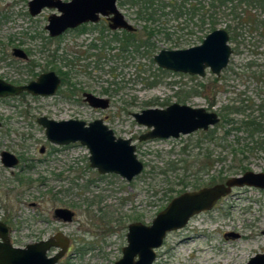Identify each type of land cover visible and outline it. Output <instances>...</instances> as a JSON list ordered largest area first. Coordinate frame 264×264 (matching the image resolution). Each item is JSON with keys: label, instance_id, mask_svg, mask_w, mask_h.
<instances>
[{"label": "rangeland", "instance_id": "obj_1", "mask_svg": "<svg viewBox=\"0 0 264 264\" xmlns=\"http://www.w3.org/2000/svg\"><path fill=\"white\" fill-rule=\"evenodd\" d=\"M28 1L0 0V77L10 82L29 81L52 67L60 68V62L53 64L50 57L58 45L61 55L72 61L73 57L81 59L73 79L80 90L74 98L65 96V87L55 97L0 98V150L21 157L14 168H5L0 161V220L11 227L14 245L23 246L62 231L72 240L71 251L57 264H115L123 255L132 222L150 225L174 197L185 191L224 183L246 171L264 172V150L260 147L263 140L254 143L242 127L223 140L225 128L218 123L210 128H217L215 140L199 130L178 138L141 141L139 136L150 128L132 115L147 108H166L175 102L219 113L223 105L232 101L242 110L233 115L237 126L243 115H261L264 1L261 5L251 3L254 0L239 2L236 18L229 9L224 14L221 8L222 12L216 14V29L225 28L235 37H230L234 53L220 76L208 70L204 77L157 70L153 59L162 49L200 44L212 31L209 22L204 28L200 26L199 13L194 20L170 14L167 23L161 22L169 34L163 31L150 39L154 44L152 53L119 59L116 51H107L98 60L94 55H80L90 43H101L97 28L82 34L67 32L50 43L45 25L48 16L58 11L45 9L32 17ZM119 1V9L141 31L143 24L133 19L141 2ZM211 1L188 3L202 2L207 7ZM211 10L219 11L217 7ZM14 47L25 50L30 59L15 57ZM31 62L37 66L28 73ZM85 91L108 98L110 107H90L83 100ZM40 116L86 122L104 118L117 136L132 139L137 156L145 165L143 172L131 181L115 173L100 174L90 165L88 148L80 143L53 151L44 127L36 122ZM42 146L47 147L46 154L41 153ZM56 207L74 210L73 221H56ZM227 233L233 235L226 236ZM156 253L154 264H246L258 253H264V188L234 187L211 210L194 215L186 226L168 232Z\"/></svg>", "mask_w": 264, "mask_h": 264}, {"label": "water", "instance_id": "obj_2", "mask_svg": "<svg viewBox=\"0 0 264 264\" xmlns=\"http://www.w3.org/2000/svg\"><path fill=\"white\" fill-rule=\"evenodd\" d=\"M119 0H30L29 12L36 16L44 9H56L48 18L46 29L51 36H59L69 28L85 22H97L101 17L110 21L112 29L134 30L118 8ZM234 50L230 45V35L225 28L210 32L203 41L195 46L182 49H162L154 56V61L163 69L190 75L206 76L210 70L220 76L230 64ZM14 54L26 57L20 48ZM60 78L55 72L42 74L37 81L28 85L16 86L0 78V97L19 95L25 90L33 94H54ZM86 101L95 108H108V98L87 94ZM135 120L150 128L140 135L139 140L156 138H178L199 130L207 131L220 123V115L204 107H193L178 102L166 108H147L134 112ZM36 121L45 128L47 138L55 144L79 142L90 151V165L100 174L117 173L131 181L144 170V163L138 158L136 145L131 138L117 137L102 119L87 123L80 119L55 120L41 116ZM1 126V122H0ZM2 160L9 166L18 164L16 155L2 151ZM244 185L264 188V172L246 171L224 183L185 191L174 197L161 210L150 225L137 221L129 225L127 245L122 248L123 255L115 264H154L156 249L162 246L168 232L186 226L196 214L211 210L217 201L230 194L234 187ZM75 213L68 208L55 210V217L71 222ZM233 234H226V236ZM70 238L63 232L48 239L14 246L11 242L9 227L0 221V264H56L68 250ZM60 248L53 256L48 252ZM246 264H264V253H258Z\"/></svg>", "mask_w": 264, "mask_h": 264}, {"label": "trees", "instance_id": "obj_3", "mask_svg": "<svg viewBox=\"0 0 264 264\" xmlns=\"http://www.w3.org/2000/svg\"><path fill=\"white\" fill-rule=\"evenodd\" d=\"M264 0H254L251 1V3L259 4L261 5ZM141 2V3H140ZM181 2V3H180ZM180 4L178 5L176 1H159L156 2L155 0H137L133 1L135 4H142L141 8L137 9V11L134 13L133 19L137 20L138 22L142 23L143 29L141 33V45H136V34L135 33H126L125 38L123 39V45L124 48L121 47V50L118 52V54L123 55L122 52H125L126 55H123L125 59L129 58V54L132 53L131 50V44L134 50L140 51L143 54H149L153 52L154 44L150 43V39L159 33H162L163 31L166 32V34H169L166 31V24L161 22H168L166 20H169L170 14L175 15V17H182L186 15L189 20H194L197 13L200 14V26L204 28L205 24L207 22L210 23V29L211 31L216 29L217 24V17L216 14L218 12H222L221 8L223 9V13L225 14L227 11L230 10V15H232L234 18L238 17L237 9L239 2H248V0H213L211 1L207 7L203 5V3H199V5H196L192 2L188 3V0H180ZM213 8L219 9V11L211 10ZM169 10V11H167ZM228 13V14H229ZM166 18V19H164ZM230 28V25H229ZM228 28V29H229ZM230 30V29H229ZM231 39L235 38L233 36H230ZM118 58H120L119 55H117ZM63 62L65 64L70 61V59L65 55L62 57ZM157 70H162L161 68H157ZM113 75L115 76V72H113ZM221 78H215V80L219 81ZM118 84V83H116ZM105 92H108V90H105ZM264 105V104H263ZM261 105V108L263 109L264 106ZM242 112L240 110V107H238L234 101L223 105L220 108V123L218 125L224 126L225 131L221 139H225L228 136L232 134L233 131L239 130L238 128H243L244 131H246V134L249 138L252 139L254 143H258L259 140H263L260 143V147L264 150V112L261 113V115H243V119L240 120L239 126L236 124L238 123L237 119L233 116L238 113ZM207 138L210 140L217 139V128L209 129L208 131H202ZM237 132V131H236ZM237 134V133H236ZM238 136V135H236ZM238 142V140L236 139Z\"/></svg>", "mask_w": 264, "mask_h": 264}, {"label": "flooded vegetation", "instance_id": "obj_4", "mask_svg": "<svg viewBox=\"0 0 264 264\" xmlns=\"http://www.w3.org/2000/svg\"><path fill=\"white\" fill-rule=\"evenodd\" d=\"M30 1V0H29ZM29 1H28V3H29ZM118 2H120V1H118ZM117 5H118V3H117ZM119 8V7H118ZM46 9H48V8H46ZM45 10V9H44ZM43 10V11H44ZM28 11H29V6H28ZM42 11V12H43ZM121 11V10H120ZM41 12V13H42ZM122 12V11H121ZM41 13H39L38 15H40ZM52 13H54V12H52ZM51 13V14H52ZM58 13V12H57ZM123 13V12H122ZM29 14H30V12H29ZM50 14V15H51ZM124 14V13H123ZM31 15V14H30ZM38 15H36V16H38ZM49 15V16H50ZM125 15V14H124ZM32 16V15H31ZM36 16H32V17H36ZM49 16H48V18H49ZM125 17H126V19L132 24V22H131V20L129 19V18H127V16L125 15ZM135 20V19H134ZM136 21V20H135ZM140 23V22H139ZM47 25V24H46ZM46 25H45V30L46 31H48L47 29H46ZM133 25V24H132ZM100 26H102V27H100ZM99 27V28H98ZM133 27H134V30H132V31H129V30H127V29H124V28H119V29H112L111 27H110V21L106 18V17H101L100 19H99V21H97V22H85V23H82V24H80V25H78L77 27H75V28H69V29H67L63 34H61V35H59V36H51L50 35V33H49V31H48V37L46 38L47 39V41H49L50 43L52 42V41H56V40H60L67 32H78V33H80V34H82V33H87V32H89V31H91V30H93L94 28H97L98 30H99V38H98V40L99 41H101V43L99 44V43H97L96 41H94V42H92V43H90L88 46H87V50L86 51H82V53H80V55L81 56H83V55H85L86 54V56L88 57L89 55H94V57L95 58H97L98 60H101V59H103L104 57H105V55H106V53H108L107 51H112V52H117L116 54H115V56L117 57V55H119L120 56V58L119 59H122V58H124L123 57V55H126V53L125 52H122V54L123 55H120V54H118V52L121 50V47L122 48H124V45H123V39L125 38V36H126V33L127 32H129V33H135L136 34V42H135V44L136 45H141V38H140V36H141V33H142V30L141 31H138V29H137V27H135L134 25H133ZM108 36H110V37H108ZM47 44V43H46ZM114 44L116 45V46H114ZM48 47V45H46V46H44V48L46 49ZM131 50H132V53H130L129 54V58L132 56V58H135V56H137V55H139L140 53H141V50L140 51H138V50H134V48L132 47V44H131ZM15 48H19V47H14L13 48V55L15 56V57H17V58H20V59H24L25 61H28L29 59H30V57H29V54L25 51V50H23L22 48H20V49H22L23 51H24V53L26 54V57H19V56H16L15 54H14V49ZM92 50H96L95 52L96 53H90ZM52 51V53H51V55H50V57L52 58V60H53V64H57V63H59L60 62V68L57 66V67H52L51 69H49V70H47V71H44V72H41V73H39V74H37V75H35V78H32V79H30L29 81H22V80H20V81H7V80H5L6 82H8V83H11V84H13V85H16V86H22V85H28V84H30L31 82H33V81H37L38 80V78L42 75V74H45V73H48V72H55L56 73V75L60 78V83H59V85H58V87H57V89H56V91H55V93L54 94H50V95H42V94H33V93H31V92H29V91H27V90H25L24 92H22V93H20L19 95H15V96H8V97H0V98H12V97H18V96H21V95H29V96H33V97H38V96H40V97H46V98H48V97H55V96H57V94L59 93V92H61L62 90H63V87H65L66 89H65V96L66 97H68V98H74L75 97V95L76 94H78V91L80 90V89H78V82H75V81H73V79L75 78L74 77V74L77 76V72H78V69H77V66H78V64H77V62H79L81 59L80 58H78V57H73V61L70 59V57H68L67 55V57L70 59V61H68V63L67 64H65V62H64V64H62L63 63V60H62V57H63V55H61L60 53H59V47H58V45L56 46V48L54 49V50H51ZM84 52V53H83ZM110 53V52H109ZM156 55V54H155ZM154 55V56H155ZM153 59H154V57H153ZM76 61V64L74 63ZM37 66V63H34V62H31L30 63V65L29 66H27V68L29 69L27 72L29 73V72H31V73H33L34 72V69H35V67ZM159 67V66H158ZM62 68H66V69H62ZM161 68V67H160ZM163 69V68H162ZM1 78V77H0ZM3 79V78H2ZM104 93H105V90L103 91ZM88 93H92V92H89V91H85V92H83V100H84V102H86L90 107H92L87 101H86V98H87V94ZM92 94H94V93H92ZM95 96H99V95H96V94H94ZM99 97H104V96H99ZM104 98H106V97H104ZM111 103V102H110ZM110 107V106H109ZM108 107V108H109ZM92 108H94V109H102V110H105V109H107V108H105V109H103V108H95V107H92ZM133 115V114H132ZM41 117V116H40ZM38 118V117H37ZM36 118V119H37ZM49 118V117H48ZM52 119V118H51ZM70 119H77V118H70ZM97 119H102L103 121H104V123L108 126V124L106 123V120L104 119V118H102V117H99V118H96V119H94V120H92V121H89V122H87V123H90V122H93V121H95V120H97ZM61 120H69V119H61ZM81 120V119H80ZM58 121H60V120H58ZM85 121V120H84ZM0 122H1V126H0V128L2 127V121L0 120ZM37 122V121H36ZM38 123V122H37ZM39 124V123H38ZM42 126V125H41ZM43 127V126H42ZM109 127V126H108ZM109 128H111V127H109ZM45 129V128H44ZM112 129V128H111ZM114 131V130H113ZM115 133V132H114ZM45 134H46V132H45ZM115 135H116V133H115ZM142 135V134H141ZM117 136V135H116ZM47 137V136H46ZM117 137H119V136H117ZM140 137V136H139ZM47 140H48V142H49V144H51L52 146L54 145V150L53 151H57L58 149L57 148H68V147H70V146H72L73 144H77V143H79V142H75V143H69V144H55V143H53V142H51L48 138H47ZM132 143H133V141H132ZM81 144V143H80ZM134 144V143H133ZM47 147L46 146H42L41 147V149H40V151H41V153H43V154H46V151H47V149H46ZM53 148H51L50 147V151H51V149H53ZM89 150V149H88ZM2 151H8V152H10L9 150H6V149H1L0 150V161H1V163H2V165L5 167V168H14V167H16L17 165H19V163L21 162V157H18L17 155V157H18V159H19V162H18V164L17 165H15V166H12V167H9V166H7L4 162H3V160H2ZM49 151V152H50ZM53 151H51V153L53 154ZM10 153H12V152H10ZM50 153V154H51ZM89 153H90V151H89ZM13 154V153H12ZM15 155V154H14ZM90 157V156H89ZM144 168H145V165H144ZM98 171V170H97ZM108 174V173H107ZM115 174H117V173H115ZM119 175V174H118ZM121 176V175H120ZM137 177V176H136ZM135 177V178H136ZM126 179V178H125ZM134 179V178H133ZM132 179V180H133ZM127 180V179H126ZM58 208H68V207H56L55 209H54V211H53V217L56 219V221H58V222H61V223H70V222H64V221H62V220H59L58 218H56L55 217V210L56 209H58ZM68 209H70V208H68ZM70 210H72V209H70ZM74 213H75V211L74 210H72ZM75 215H76V213H75ZM75 215H74V217H75ZM74 217H73V219H74ZM0 221H2V222H4L3 220H0ZM73 221V220H72ZM71 221V222H72ZM137 222V221H136ZM8 227H9V233H10V238H11V232H12V229H11V227L6 223V222H4ZM133 223V222H132ZM129 228V227H128ZM59 232H62V231H59ZM58 233V232H57ZM57 233H55V234H57ZM55 234H53V235H55ZM65 234V233H64ZM228 234V233H227ZM53 235H51V236H53ZM66 235V234H65ZM238 235V234H237ZM50 236V237H51ZM67 236V235H66ZM235 236H236V234H235ZM50 237H48V238H50ZM69 237V236H68ZM47 238V239H48ZM70 238V237H69ZM42 240H45V239H42ZM70 240H71V238H70ZM40 241V240H39ZM12 242V241H11ZM36 242V241H35ZM71 242H72V240H71ZM71 242H70V245H69V247H68V250L66 251V253L63 255V257L62 258H60V260H62L64 257H66L68 254H69V252L71 251ZM32 243V242H31ZM12 244L14 245V243L12 242ZM27 244H29V243H27ZM27 244H25V245H23V246H20V245H14V246H17V247H25ZM126 246V245H125ZM53 251H55V253L54 254H50V252H53ZM58 251H60V248H52L49 252H48V255L49 256H53V255H55L56 253H58ZM157 254V253H156ZM60 260L58 261V262H60ZM57 262V263H58ZM56 263V264H57Z\"/></svg>", "mask_w": 264, "mask_h": 264}]
</instances>
